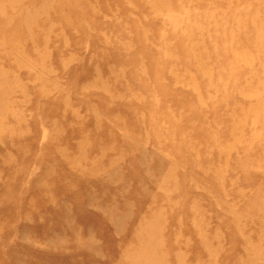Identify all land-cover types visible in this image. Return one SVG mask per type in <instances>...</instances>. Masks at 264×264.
<instances>
[{
	"label": "rangeland",
	"instance_id": "rangeland-1",
	"mask_svg": "<svg viewBox=\"0 0 264 264\" xmlns=\"http://www.w3.org/2000/svg\"><path fill=\"white\" fill-rule=\"evenodd\" d=\"M0 264H264V0H0Z\"/></svg>",
	"mask_w": 264,
	"mask_h": 264
}]
</instances>
